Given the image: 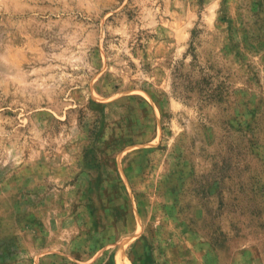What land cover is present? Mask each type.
I'll return each instance as SVG.
<instances>
[{
	"label": "rangeland",
	"instance_id": "obj_1",
	"mask_svg": "<svg viewBox=\"0 0 264 264\" xmlns=\"http://www.w3.org/2000/svg\"><path fill=\"white\" fill-rule=\"evenodd\" d=\"M0 264H264V0H0Z\"/></svg>",
	"mask_w": 264,
	"mask_h": 264
},
{
	"label": "trees",
	"instance_id": "obj_2",
	"mask_svg": "<svg viewBox=\"0 0 264 264\" xmlns=\"http://www.w3.org/2000/svg\"><path fill=\"white\" fill-rule=\"evenodd\" d=\"M201 65L197 63H192V68L188 74L184 73H174V82L176 83V89L180 88V93L185 97H189L188 94L198 91L201 95L204 96V100L208 102L220 101L222 96L220 93H216L213 88L208 87L211 84V81H208L210 76L208 73L202 74ZM200 73L199 78L197 74Z\"/></svg>",
	"mask_w": 264,
	"mask_h": 264
}]
</instances>
